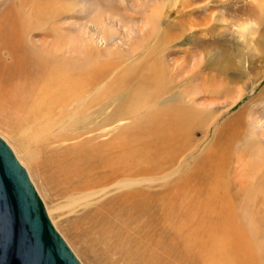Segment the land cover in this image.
Listing matches in <instances>:
<instances>
[{
  "label": "rangeland",
  "instance_id": "374dc122",
  "mask_svg": "<svg viewBox=\"0 0 264 264\" xmlns=\"http://www.w3.org/2000/svg\"><path fill=\"white\" fill-rule=\"evenodd\" d=\"M16 1L0 0V9L6 3L16 4ZM42 1L41 7H34L32 11L38 13L44 10L46 14L59 11L60 14L53 15V18H41L33 12L26 20H37L40 27L48 29L50 35L47 40L57 41L66 58L82 61L83 70H89L93 78L97 76L94 72L97 69L100 71L99 84L92 88V115L89 114L87 121L77 130L83 134L66 142L56 137L51 145L46 144L43 137L38 141L32 140L31 132H26L27 123L21 133L0 123V137L27 171L52 224L81 264H196L178 255L177 239L169 237L174 228L163 217H159L158 201L167 192L180 188L185 178L196 170L197 163L206 154L216 150L219 144L215 157V162L220 161L222 164L219 194L226 188V192L230 190L227 194L234 196L240 187L249 183L253 185L251 193L256 201L257 192L264 191V0ZM29 5H32L31 0H27L26 6ZM250 21H254L256 26L249 28ZM53 28H58V37L52 33ZM38 38L44 36L36 35L32 39L38 41ZM160 58L169 68L175 62L185 60L180 72L182 74L174 80V87H170V83L167 85V88H171L170 92L160 96L163 106L168 107L177 102L178 98L170 99L169 95L171 97L183 91L187 101L185 105L203 112L205 120L202 127L197 126L190 133L186 150L176 157L174 165L162 161L159 166L149 170L154 173L129 174L131 180L137 179L136 184L121 191H134L138 195L142 193L139 198L145 200L152 198L153 206L149 214L140 215V211L135 210L123 213L122 205L115 207L118 200L116 195L120 192L113 188L116 181L109 182L106 185L108 191L91 199L89 206L60 209L71 193L64 195L60 193L58 183H49L47 177H50V172L42 169L41 160L52 153L57 156L62 148L80 142L83 138H90L89 144H95L101 140L111 141L125 130L143 128L145 122H139L141 117L138 114L133 116L129 112L128 115L115 116L114 121L107 126L105 118L113 113V109L129 106L124 96L128 87L118 88L117 76L138 64L139 71L129 82L140 81ZM108 62L110 67L105 72L104 67ZM197 64H200L199 67ZM111 81L117 84L108 87L112 83L107 82ZM149 110L147 108L144 113ZM57 113L55 110V116ZM72 126L67 124L61 132ZM23 141L28 142L30 149H33L34 154L29 157L24 153L26 148ZM40 155L41 159L38 160ZM62 156L59 153L57 157ZM103 170L98 168L94 172L104 175L101 172ZM79 191L72 193L77 194ZM190 202L189 198H182L181 210H187ZM111 206L115 209H111ZM259 206L264 208V204ZM89 208H95L99 213L105 212L101 216L113 224L106 234L92 233L94 239L90 245L74 226V218ZM129 212L131 216L128 218L126 214ZM258 224L263 231L264 224L261 221ZM90 226L84 225L83 230L88 232ZM117 240L128 246V253H122L110 244ZM254 241L259 248L257 263L264 264V234L259 232Z\"/></svg>",
  "mask_w": 264,
  "mask_h": 264
},
{
  "label": "bare ground",
  "instance_id": "6f19581e",
  "mask_svg": "<svg viewBox=\"0 0 264 264\" xmlns=\"http://www.w3.org/2000/svg\"><path fill=\"white\" fill-rule=\"evenodd\" d=\"M31 2L32 5L26 6L27 0H17V5L12 2L6 3L0 9V123L19 133L27 123L26 132H31L32 140L35 141L43 137V140L47 141L46 144H50L56 137L66 142L83 134L77 130L87 121L89 114L92 115L90 110V102L94 95L92 88L99 84L100 71L97 69L94 72L97 76L93 78L89 70H83L82 61L73 57L66 58L57 41L47 40V36L50 35L48 29L40 27L37 20L27 21V17L33 12L41 18H53L55 17L53 15L60 14L59 11L46 14L44 10L36 13L32 8L41 7L43 1ZM52 33L58 37V28H53ZM36 35H43L44 38L39 37V40L35 41L32 38ZM183 62H175L173 67L169 68L160 58L158 63H153L147 76L134 83L129 82V79L132 80L136 76L140 66H137L138 64L137 67L132 66L134 67L132 70L123 71L117 76L119 81L117 87H128L124 96L126 95L129 106L125 109L122 107L113 109V113L105 118V126L114 121L115 116H123L130 112L129 115L138 114V117H141L139 122H145L143 128L125 130L126 132L116 135L111 141L101 140L95 144H89L90 138H83L80 142L62 148L59 152L63 154L62 157H57L58 152L57 156L53 153L44 156L41 167L44 171L50 172L48 182L58 183L60 193L64 195L71 193L60 209L63 207L73 209L79 205L87 207L92 203L91 199L108 191L106 185L109 182L116 181L113 188L120 192L116 195L118 200L115 207L122 205L123 213L135 210L140 211V215L149 214L153 206L152 198L145 200L146 198H139L142 193L138 195L134 191H121L136 184L137 179L131 180L129 174L154 173L149 170L159 166L162 161L174 165L176 157L186 150L190 133L195 127L204 125L203 112L185 105L187 101L184 99L183 91L171 97L169 95L170 99L178 98V101L168 107L163 106V100L160 99L165 92H170L171 88H167V85L172 83L170 87H174V80L182 74L181 69L185 66ZM109 67L108 62L104 71L106 72ZM113 81L107 82L112 83L108 87L117 84ZM147 108H150L149 111L154 110L144 113ZM55 110L58 112L56 116ZM69 123L73 126L61 132ZM23 142L27 157L34 154L33 149H30L31 145ZM217 147L201 158L196 170L185 178L180 188L160 197L159 217H163L174 228L169 237L177 239L178 255H182L181 257H185L191 263L258 264L256 254L259 248L254 239L259 232L264 234V230L261 231V225L258 224L260 221L264 224V208L259 206L264 204V191L257 192L254 201L251 193L253 185L247 183L245 187H240L234 196L227 194L229 188L227 192V189L223 188L220 195L219 176L220 171L222 173L220 168L222 164L220 161L215 162L220 144ZM40 159L41 155L38 160ZM98 168L102 170L105 168L101 171L104 175L94 172ZM118 175L122 177L117 179ZM75 190L80 191L73 194ZM132 193L134 194L129 195ZM182 198L191 200L185 211L181 210ZM111 209L115 208L111 206ZM102 213L95 208H89L74 218V226L88 245L94 239L92 233L106 234L113 227L105 216H101ZM195 215L199 216L195 218ZM126 216L129 218L131 213H127ZM86 224H91L88 232L83 230ZM119 234L122 235V232L119 231ZM165 240L160 242L168 244ZM110 244L119 248L122 253L129 251L128 246L121 240Z\"/></svg>",
  "mask_w": 264,
  "mask_h": 264
},
{
  "label": "water",
  "instance_id": "95a60500",
  "mask_svg": "<svg viewBox=\"0 0 264 264\" xmlns=\"http://www.w3.org/2000/svg\"><path fill=\"white\" fill-rule=\"evenodd\" d=\"M0 264H81L27 171L0 137Z\"/></svg>",
  "mask_w": 264,
  "mask_h": 264
},
{
  "label": "clouds",
  "instance_id": "9594fccd",
  "mask_svg": "<svg viewBox=\"0 0 264 264\" xmlns=\"http://www.w3.org/2000/svg\"><path fill=\"white\" fill-rule=\"evenodd\" d=\"M255 26H256V24H255L254 21H250V22H249V25H248L249 28H251V27H255Z\"/></svg>",
  "mask_w": 264,
  "mask_h": 264
}]
</instances>
